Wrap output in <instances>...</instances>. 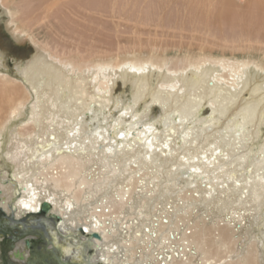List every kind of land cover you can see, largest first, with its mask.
<instances>
[{"label": "bare ground", "instance_id": "obj_1", "mask_svg": "<svg viewBox=\"0 0 264 264\" xmlns=\"http://www.w3.org/2000/svg\"><path fill=\"white\" fill-rule=\"evenodd\" d=\"M218 1L188 5L206 15L219 7L215 21L224 23L235 3ZM13 2L0 0L4 27L27 42ZM247 7L260 20L264 0ZM33 42L24 61L0 50V225L47 201L62 221L52 228L40 218L50 230L41 254L54 250L63 263L264 264V60L200 54L171 66L150 58L81 66ZM118 81L130 85L128 98L115 94ZM25 124L33 126L19 130ZM202 216L209 230L190 226ZM91 232L100 236L88 258ZM18 237L7 256L0 241V264H30L32 235Z\"/></svg>", "mask_w": 264, "mask_h": 264}, {"label": "rangeland", "instance_id": "obj_2", "mask_svg": "<svg viewBox=\"0 0 264 264\" xmlns=\"http://www.w3.org/2000/svg\"><path fill=\"white\" fill-rule=\"evenodd\" d=\"M167 1L15 0L13 5L19 11L17 16L22 17L31 31V40L19 43L10 36L4 27L8 16L3 15L0 8V50L6 59L24 61L35 52L33 40L36 39L52 52L81 66L97 61L115 63L126 58L168 59L171 66L180 65L185 58L200 54L224 55L227 58L250 55L248 58L264 60V14L259 20L248 13L247 6L252 0H231L235 4L232 6L234 10H230H236L237 13L231 11L237 14L235 17L243 13L242 16L247 18L240 17V20L230 12L228 15L235 20L229 16L224 23L223 19L215 21L219 7L206 15L201 10L199 12L200 8L194 11L195 5H188L189 0ZM218 2L214 0L213 4L219 6ZM115 90V94H122L124 98L130 95L129 84L123 85L118 81ZM157 108L153 107V115H158ZM32 126L25 124L19 130L26 132ZM5 169L10 167L5 165ZM199 217L190 220V226L198 224V228L209 230L211 221L204 216L201 217L204 221ZM216 232L218 230L213 234ZM16 240L11 243L12 247L19 241ZM0 241L4 244L3 237ZM229 246L233 247L231 243ZM11 251H5V255Z\"/></svg>", "mask_w": 264, "mask_h": 264}, {"label": "water", "instance_id": "obj_3", "mask_svg": "<svg viewBox=\"0 0 264 264\" xmlns=\"http://www.w3.org/2000/svg\"><path fill=\"white\" fill-rule=\"evenodd\" d=\"M50 207H51V204L49 202L43 201L40 204L38 211H36L35 213H27L26 216L21 217L19 219H14L13 216L10 215L9 218L7 219L9 222L7 221L8 223H5V225H3L4 223L1 224L2 226L0 225V228L4 226H9L7 228H4V230L8 228H15V227L21 228L19 230L20 232L18 231L17 236H21L23 233H27V232H28V235H32L31 239L24 240L25 246L30 251L31 257H30V260L27 261L30 264H51L52 262H54L53 264H68V263H63L60 257H58V255L56 254L54 250H52L51 253L47 256L45 254H41V249L44 248L45 244L49 241L48 234H50V230L46 229L43 226V222L41 219L42 218L48 219V221L50 222V226L52 228H57V224L62 221V218L58 214L51 212ZM2 219L5 221V219L3 218V213L0 210V221L1 222H2ZM77 230H78V233H81L83 231L81 227H78ZM60 235H62L63 237L66 236V234L63 235V233L62 234L60 233ZM68 236L69 235H67L66 238L70 240V238L73 235H71V237H68ZM99 236L100 235L95 232H91L86 235V241L85 243H83L85 244L83 246H84V250L86 253L85 254L86 257L89 258L93 253L92 252L93 249L90 246L92 243L91 239L93 237L98 238ZM13 253H14V256L19 259L24 258L23 253L20 251H13ZM69 264H79V263L69 262ZM96 264H99V263H96Z\"/></svg>", "mask_w": 264, "mask_h": 264}, {"label": "flooded vegetation", "instance_id": "obj_4", "mask_svg": "<svg viewBox=\"0 0 264 264\" xmlns=\"http://www.w3.org/2000/svg\"><path fill=\"white\" fill-rule=\"evenodd\" d=\"M7 227H9V226H7ZM7 227H4V228H7ZM4 228L3 227L0 228V235H1V237L4 238V244H3V249H2V251L4 253L3 255H5V251L7 252L10 249H12V244L11 243L12 242L14 243V241L16 239L18 240V238H20V237L17 236V232L13 228H8V229H5V230H4ZM15 228L17 229L18 227H15ZM1 229H3V230H1ZM17 231H18V229H17Z\"/></svg>", "mask_w": 264, "mask_h": 264}]
</instances>
